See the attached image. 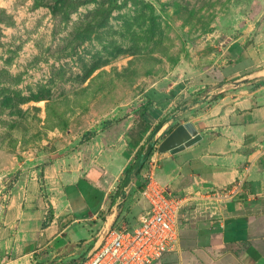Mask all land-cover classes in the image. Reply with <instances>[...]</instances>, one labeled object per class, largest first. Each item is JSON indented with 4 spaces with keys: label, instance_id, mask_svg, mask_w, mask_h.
<instances>
[{
    "label": "rangeland",
    "instance_id": "374dc122",
    "mask_svg": "<svg viewBox=\"0 0 264 264\" xmlns=\"http://www.w3.org/2000/svg\"><path fill=\"white\" fill-rule=\"evenodd\" d=\"M248 49L264 54V0H0V207L45 165L119 174L149 94L165 124L144 152L173 115L242 78ZM132 162L113 191L119 209Z\"/></svg>",
    "mask_w": 264,
    "mask_h": 264
},
{
    "label": "crops",
    "instance_id": "0c3cea01",
    "mask_svg": "<svg viewBox=\"0 0 264 264\" xmlns=\"http://www.w3.org/2000/svg\"><path fill=\"white\" fill-rule=\"evenodd\" d=\"M247 54L252 64L246 74L220 89L213 102L200 101L173 115L169 132L149 158L160 161L159 179L177 193L213 190L239 180L243 184L232 201L187 208L181 253H169L158 264L171 260H178L175 264H264V54L255 56L248 49L241 63ZM242 72L236 70L229 79ZM238 80L243 82L236 84ZM156 91L147 96L153 123L147 135L162 116L154 114ZM188 123L198 130L199 141L159 150L178 126ZM144 139L129 144L125 138L123 168L114 176L102 172L85 178L71 166L51 164L43 168L44 183L23 180L0 221V264H75L104 241L110 228L134 226L146 208L145 166L139 172L145 180L134 177L124 189L128 202L120 209L113 191L137 159ZM183 247L188 250L183 252Z\"/></svg>",
    "mask_w": 264,
    "mask_h": 264
},
{
    "label": "built area",
    "instance_id": "2783aa9c",
    "mask_svg": "<svg viewBox=\"0 0 264 264\" xmlns=\"http://www.w3.org/2000/svg\"><path fill=\"white\" fill-rule=\"evenodd\" d=\"M159 160L150 159L145 165L146 185L142 196L148 203L134 227L110 228L102 243L94 246L82 264H156L178 251L182 244V219L189 207L205 208L225 204L242 192V181L213 190L192 194L174 192L158 176ZM6 206L0 207V219Z\"/></svg>",
    "mask_w": 264,
    "mask_h": 264
},
{
    "label": "water",
    "instance_id": "95a60500",
    "mask_svg": "<svg viewBox=\"0 0 264 264\" xmlns=\"http://www.w3.org/2000/svg\"><path fill=\"white\" fill-rule=\"evenodd\" d=\"M243 80H238L235 83L241 84ZM164 124H161L157 127L155 130V133H157ZM201 139L198 130L195 128V126L191 123H188L186 125H180L178 126L169 136L164 140V142L159 146V150L162 152H166L172 149H175L179 146L185 145L189 146L194 144L195 142L199 141ZM154 144H151L148 147V150L142 154V156L139 158V160L136 162L134 169L132 172H130L129 176L125 180L123 184V189L129 186V184L133 180V174L139 173L142 168H144L145 164L149 160L152 152L154 151ZM88 252L81 261L75 263V264H82L84 261H86L89 257Z\"/></svg>",
    "mask_w": 264,
    "mask_h": 264
},
{
    "label": "trees",
    "instance_id": "16d2710c",
    "mask_svg": "<svg viewBox=\"0 0 264 264\" xmlns=\"http://www.w3.org/2000/svg\"><path fill=\"white\" fill-rule=\"evenodd\" d=\"M150 104H152L151 101H149L147 103V105L144 108L143 112L141 114H139V116H136V123L127 132L126 140L128 141L129 144H133L134 142L135 143H139L141 140L144 139V137L147 135V133L151 129V126L153 125V123L151 124V119H150V116H149V108H148V106ZM157 127L158 126H156L153 129L152 133L157 129ZM133 140H135V141H133ZM144 149H145L144 147L141 148V151L139 152V154L137 156V160H139V158L142 156ZM152 154H153V152H152ZM135 164H136V162L130 167V169L128 170V173H130L134 169ZM51 217H52V213L49 215L47 221L44 223V226H46V224L51 219Z\"/></svg>",
    "mask_w": 264,
    "mask_h": 264
}]
</instances>
